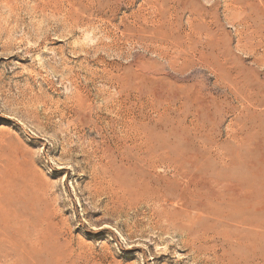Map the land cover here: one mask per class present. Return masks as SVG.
Returning a JSON list of instances; mask_svg holds the SVG:
<instances>
[{"label": "rangeland", "instance_id": "1", "mask_svg": "<svg viewBox=\"0 0 264 264\" xmlns=\"http://www.w3.org/2000/svg\"><path fill=\"white\" fill-rule=\"evenodd\" d=\"M92 119L111 147L121 139L106 167L122 185L142 137L208 186H229L192 190L187 176L184 199L204 204L198 225L225 239L226 226L248 229L223 252L230 264H264V0H0V171L11 187L0 264H210L141 209L115 210L87 157L100 141Z\"/></svg>", "mask_w": 264, "mask_h": 264}, {"label": "bare ground", "instance_id": "2", "mask_svg": "<svg viewBox=\"0 0 264 264\" xmlns=\"http://www.w3.org/2000/svg\"><path fill=\"white\" fill-rule=\"evenodd\" d=\"M17 3V2H16ZM13 8V7H12ZM158 14V13H157ZM160 17V15H159ZM151 19V18H150ZM153 21V20H152ZM211 40V39H210ZM185 60V58H184ZM188 63V62H187ZM233 78V76H232ZM235 78V77H234ZM75 85V84H74ZM83 89V88H82ZM81 99V98H80ZM78 98V100H80ZM139 99V98H138ZM77 100V99H76ZM75 101V100H73ZM153 101V100H152ZM80 102V101H79ZM76 103V102H75ZM84 103V102H83ZM80 103V104H83ZM121 103V101H120ZM123 103V102H122ZM142 103V102H141ZM77 104V103H76ZM91 104V102H90ZM147 104V103H146ZM78 105V104H77ZM84 105V104H83ZM88 105V104H87ZM92 105V104H91ZM120 105V104H119ZM150 105V104H148ZM89 106V105H88ZM141 106V105H140ZM72 107V106H71ZM92 107V106H91ZM121 107V106H120ZM148 107V106H147ZM150 107V106H149ZM152 107V106H151ZM154 107V106H153ZM84 108V106H83ZM88 108V107H87ZM117 108V107H116ZM155 108V107H154ZM157 108V107H156ZM155 108V109H156ZM78 109V108H77ZM80 109V108H79ZM93 109V108H90ZM95 109V108H94ZM97 109V108H96ZM136 109V108H135ZM81 110V109H80ZM84 110V109H83ZM122 110V108H121ZM140 112V109H138ZM153 110V109H152ZM164 110V109H163ZM92 111V110H90ZM102 111V110H101ZM117 111V110H116ZM124 111V110H123ZM88 112V111H87ZM86 112V113H87ZM126 112H129V110ZM135 112V111H134ZM168 112V111H167ZM137 112H135L136 114ZM143 113V112H142ZM91 114V113H90ZM97 114V113H96ZM130 114V113H129ZM146 114V113H145ZM165 114V113H164ZM89 117V116H88ZM147 117V116H146ZM133 118V117H132ZM140 118V117H139ZM91 119V118H89ZM116 119V118H115ZM137 119V118H136ZM129 120V119H128ZM139 120V119H138ZM142 120V119H141ZM131 121V120H130ZM135 121V120H134ZM145 120H143L144 122ZM122 122V121H121ZM147 122V121H146ZM142 123V122H141ZM101 124V123H100ZM102 125V124H101ZM128 125V124H127ZM140 125V124H138ZM90 132H95L100 138V141L92 142V151L88 153L87 157L90 158L91 165L93 168L97 166L101 177L98 179H103L107 182L108 188L106 193L109 198L112 200L111 204L115 210H119L120 213L125 210H132L137 214L140 209L142 210L141 216L144 218L147 217L152 221V229L157 230L159 233L168 234L170 232L175 233L178 238V243L184 249L187 248L190 252L196 254L195 256L202 257V260L205 262L208 260L210 264H230L226 255H224L225 249L229 247L239 246L241 244L239 237L240 234L245 233L248 229L246 227H230L226 226V231L224 234H228L229 239H225L222 236V232L217 226L211 228L209 226L198 225L199 219L203 216L202 204L201 202H192L184 199V178L188 177V189L192 190L206 189L211 192H221V195L232 194V189L229 186H219L207 185V181L200 177L197 172L189 170L184 171V161H177L166 156L163 157L162 154L157 153L152 149L147 143H144L142 137L138 139L133 138L131 140V150L127 151L130 153L132 158L128 160L132 164V168L137 170L133 177L132 183L129 185H122V182L117 181V176L112 174V171L106 167L108 158V153L110 151L114 152L115 155H120L123 150V144L121 139L118 137L112 138L113 145L112 147L108 144V140L104 136L103 129L99 126V121L97 119L90 120ZM129 126L132 127V124L129 123ZM119 128V127H118ZM131 129V128H130ZM134 129V128H133ZM136 130L138 128H135ZM129 130V129H128ZM140 129H138L139 131ZM127 131V130H126ZM120 133V132H119ZM131 133V132H130ZM138 133V132H137ZM142 133V132H141ZM95 134V135H96ZM128 134V133H127ZM139 134V133H138ZM148 134V133H147ZM107 135V134H106ZM122 135V134H121ZM129 135V134H128ZM135 135V134H134ZM137 136V135H136ZM139 136V135H138ZM83 137V136H82ZM130 137V136H129ZM132 137V136H131ZM130 137V138H131ZM97 138V139H98ZM123 138V137H122ZM127 138V137H126ZM128 138V139H130ZM127 139V140H128ZM125 140V139H124ZM129 141V140H128ZM146 142V141H145ZM83 143V142H82ZM79 146V145H78ZM91 146V145H90ZM130 147V146H129ZM90 149V148H89ZM90 151V150H88ZM79 152V151H78ZM202 153V152H201ZM110 156V155H109ZM201 156V154H200ZM86 157V158H87ZM124 159V157H123ZM92 160V161H91ZM122 160V158H121ZM26 161V160H25ZM81 162V161H80ZM92 162L95 164H92ZM122 162V161H121ZM124 162V161H123ZM6 163V162H5ZM130 164V165H131ZM6 166V165H5ZM16 166V165H15ZM87 166V164H86ZM90 166V165H89ZM113 166V165H112ZM109 167V166H108ZM126 167V166H125ZM131 167V166H130ZM23 168V167H22ZM92 168V171H93ZM108 170H107V169ZM89 169V168H88ZM112 169V168H111ZM24 169H22L23 171ZM35 170V169H34ZM157 170H162V175H159ZM9 169L6 168L4 171H0V195L7 193L8 188L10 187V181L8 177ZM20 171V170H19ZM95 172V170H94ZM21 173V172H20ZM19 173V174H20ZM98 173V171H97ZM13 174V173H12ZM35 174V173H34ZM99 174V173H98ZM123 174V173H122ZM92 175V174H91ZM95 175V174H94ZM97 175V174H96ZM119 175V174H118ZM11 176V175H10ZM21 176V175H20ZM27 177V175H25ZM114 176H116L114 178ZM97 177V176H96ZM97 179V178H96ZM213 180V179H212ZM216 180V179H215ZM97 181V180H96ZM101 181V180H100ZM38 182V181H37ZM98 182V181H97ZM103 182V183H105ZM175 183V191H169L166 189V183ZM101 183V182H100ZM101 183V184H103ZM111 183L115 184V188L111 189ZM187 183V181H186ZM15 184V183H14ZM20 184V183H19ZM125 184V183H124ZM230 185V184H229ZM15 186V185H14ZM96 186V185H95ZM113 186V185H112ZM36 187V186H35ZM92 187V186H91ZM90 187V188H91ZM102 188V186H100ZM15 188V187H14ZM25 188V187H24ZM85 188V187H83ZM113 188V187H112ZM45 189V188H44ZM99 189V188H98ZM97 189V190H98ZM91 190V189H90ZM104 190V189H103ZM44 191V190H43ZM102 192V191H101ZM195 192V191H194ZM193 192V193H194ZM51 193V192H50ZM100 193V191H99ZM192 193V192H191ZM19 194V193H18ZM27 194V193H26ZM101 194V193H100ZM99 194V195H100ZM11 195V193H10ZM22 195V194H21ZM48 195V194H47ZM95 195V193H94ZM97 195V193H96ZM198 195V194H197ZM202 195V194H201ZM200 195V196H201ZM2 197V196H1ZM26 197V196H25ZM106 197V196H105ZM26 199V198H25ZM102 199V198H101ZM108 199V198H107ZM216 199V198H215ZM214 199V200H215ZM24 200V199H23ZM30 200V199H29ZM5 201V200H4ZM25 201V200H24ZM27 201V199H26ZM97 201V200H96ZM109 201V200H108ZM217 201V200H216ZM220 201V200H218ZM7 202V201H6ZM221 202V201H220ZM8 203V202H7ZM27 204V202H26ZM110 204V203H109ZM110 204V205H111ZM33 205V203H32ZM17 208V206H15ZM14 209V208H13ZM103 209V208H102ZM54 210V209H53ZM107 210V209H106ZM207 210V209H206ZM210 210V209H209ZM33 211V210H32ZM4 212V211H3ZM9 212V211H8ZM7 212V213H8ZM15 212V211H14ZM46 212V211H45ZM106 212V211H105ZM104 212V213H105ZM108 212V211H107ZM111 212V211H110ZM208 212V211H207ZM206 212V213H207ZM211 212V211H210ZM213 212V211H212ZM217 212V211H216ZM116 213V212H115ZM132 213V212H130ZM229 213V212H228ZM227 213V214H228ZM5 214V213H4ZM9 214V213H8ZM13 214V213H12ZM113 214V213H112ZM118 214V213H117ZM140 214V213H139ZM19 215V214H18ZM129 215V214H128ZM222 215V214H221ZM10 216V215H9ZM16 216V215H15ZM28 216V215H27ZM26 216V217H27ZM44 216V215H43ZM54 216V215H53ZM112 216V215H111ZM117 216V215H116ZM121 216V215H120ZM124 216V215H123ZM48 217V215H47ZM119 217V215H118ZM116 217V218H118ZM129 219L128 216L125 215ZM133 216H131L130 221ZM15 218V217H14ZM29 218V217H27ZM51 218V217H50ZM121 218V217H120ZM47 219V218H45ZM125 219V218H124ZM137 219V218H136ZM140 219V218H139ZM19 220V219H18ZM25 220V219H24ZM28 221V220H27ZM30 221V220H29ZM39 221V220H38ZM47 221V220H46ZM41 222V220H40ZM44 222V220H43ZM129 222V220H128ZM149 222V221H148ZM12 223V222H11ZM15 223V222H14ZM141 223V222H140ZM210 223V222H209ZM228 223V222H227ZM125 224V223H122ZM4 225V224H3ZM30 225V223H29ZM37 225V224H36ZM127 225V224H126ZM129 225V224H128ZM127 225V228H128ZM131 225V224H130ZM129 225V226H130ZM143 225V224H141ZM139 224V226H141ZM14 226V224H13ZM12 226V227H13ZM32 226V225H31ZM40 225H38L39 227ZM51 226V225H50ZM125 226V225H123ZM147 226V225H146ZM145 226V229H146ZM37 227V228H38ZM44 227V225H43ZM55 227V226H54ZM126 227V226H125ZM144 227V226H143ZM222 227V226H221ZM229 229H228V228ZM27 228V225H26ZM140 228V227H139ZM138 228V229H139ZM151 228V227H150ZM34 229V228H33ZM44 229V228H43ZM54 229V228H53ZM129 229V228H128ZM135 229V228H134ZM132 229V230H134ZM137 229V227H136ZM143 229V228H142ZM222 229V228H221ZM37 230V229H36ZM47 230V228H46ZM140 230V229H139ZM149 230V229H148ZM154 230V231H155ZM246 230V231H244ZM27 231V230H26ZM30 231V230H29ZM43 231V230H42ZM137 231V230H136ZM135 231V232H136ZM141 231V230H140ZM144 231V229H143ZM151 231V230H149ZM156 231V232H157ZM39 231H34L37 233ZM133 232V233H135ZM138 232V231H137ZM157 232V233H158ZM49 233V232H48ZM57 233V232H56ZM150 233V232H149ZM26 234V233H25ZM51 234V233H50ZM153 234V233H152ZM226 234V235H227ZM32 235V234H30ZM60 235V234H59ZM136 235V234H135ZM134 235V236H135ZM140 235V234H139ZM159 235V234H158ZM174 235V236H175ZM19 235H17L18 237ZM40 236V235H39ZM54 236V234L52 235ZM36 237V236H35ZM50 237V236H49ZM145 237V236H144ZM227 238V237H226ZM26 239V238H25ZM34 239V238H33ZM51 239V237H50ZM170 239H174L170 236ZM27 240V239H26ZM57 240V239H56ZM55 240V242H56ZM12 241V240H11ZM170 241V240H169ZM176 241V240H174ZM41 242V241H39ZM153 242V240H152ZM172 242V241H170ZM169 242V243H170ZM28 243V242H27ZM44 243V242H42ZM13 245V244H11ZM39 245V244H38ZM41 245V244H40ZM54 245V244H53ZM64 245V244H62ZM51 246V244H50ZM50 246L48 248H50ZM68 246V245H67ZM171 246V245H170ZM27 247V246H26ZM46 247V246H45ZM57 247H60L59 245ZM56 247V248H57ZM2 248V247H1ZM8 248V247H7ZM63 248V247H62ZM248 248V247H247ZM13 249V248H12ZM55 249V248H54ZM53 249V250H54ZM64 249V248H63ZM170 249V248H168ZM167 249V250H168ZM181 249V248H180ZM250 249V248H249ZM248 249V250H249ZM41 250V249H40ZM48 250V249H47ZM52 250V249H51ZM66 250V249H65ZM185 250V249H184ZM31 251V250H30ZM50 251V250H49ZM67 252V250H66ZM71 252V251H70ZM166 252V251H165ZM169 252V251H168ZM189 252V253H190ZM228 252V250H227ZM230 252V251H229ZM37 253V252H36ZM59 253V252H58ZM164 253V252H163ZM171 253V252H170ZM6 254V253H5ZM38 254V253H37ZM67 254V253H66ZM174 254V253H173ZM172 254V255H173ZM177 254V253H176ZM191 254V253H190ZM193 254V255H194ZM48 255V254H47ZM165 255V254H163ZM183 255V254H182ZM192 255V256H193ZM6 256V255H5ZM50 256V255H49ZM174 256V255H173ZM27 257V256H26ZM54 257V255H53ZM60 257V255L58 256ZM185 257V256H184ZM194 257V256H193ZM22 258V257H21ZM49 258V257H48ZM61 258V257H60ZM170 258V257H168ZM51 259V258H50ZM173 259V258H172ZM22 260V259H21ZM53 260V259H51ZM180 260V259H178ZM177 260V261H178ZM200 261V258H199ZM12 262V261H11ZM181 262V261H180ZM202 262V261H201ZM200 262V263H201ZM10 263V262H9ZM233 262H231L232 264ZM195 264V263H194ZM205 264V263H204ZM253 264V263H252Z\"/></svg>", "mask_w": 264, "mask_h": 264}]
</instances>
